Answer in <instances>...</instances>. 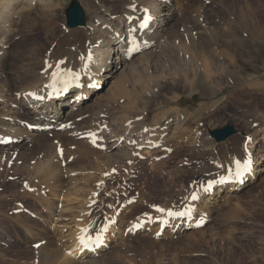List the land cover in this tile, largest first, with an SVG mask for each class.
<instances>
[{
	"label": "rangeland",
	"instance_id": "374dc122",
	"mask_svg": "<svg viewBox=\"0 0 264 264\" xmlns=\"http://www.w3.org/2000/svg\"><path fill=\"white\" fill-rule=\"evenodd\" d=\"M44 1L48 5L36 3L10 18V69L20 78L35 72L30 82L59 63L67 48L85 55L92 41L102 44L119 27L118 0ZM74 1L86 23H96L98 15L110 26L98 23L86 36L87 24L69 28L66 12ZM162 1L174 13L164 26L165 41L152 39L145 54L128 59L117 72L122 90L106 91L109 81L100 90L116 98L118 109L109 115L120 116L121 133L129 122L148 124L158 146L140 149L129 162L106 163L105 150L76 162L72 133L79 130L76 143L86 141L91 122L57 137V130L23 126L20 142L0 144V264H264V0ZM227 75L237 83L229 84ZM6 90L0 88V98L11 97ZM95 95L84 98L83 109ZM178 117L181 128H167ZM226 126L236 133L216 142L211 131ZM236 159L252 164L233 190L236 180L218 181L235 169ZM213 180V191L192 202L196 227L156 211L183 210L192 192ZM104 223L103 246L74 251L80 229L96 234Z\"/></svg>",
	"mask_w": 264,
	"mask_h": 264
},
{
	"label": "bare ground",
	"instance_id": "6f19581e",
	"mask_svg": "<svg viewBox=\"0 0 264 264\" xmlns=\"http://www.w3.org/2000/svg\"><path fill=\"white\" fill-rule=\"evenodd\" d=\"M118 2L122 3L116 15L119 27H112L111 31L108 34L106 33L107 39H105L102 44L97 41H92L93 47L90 49L88 48L89 51L85 50V55L76 54L77 49H75V47L72 48L73 46L67 48L62 58L65 63L59 66L71 69L79 75L77 78L73 79L66 88L62 83H57L54 89L51 87L53 83L51 73L56 70V66L59 64L58 62L50 63L54 67L51 69L48 67V70L46 69L47 72L45 71L46 73L43 72L38 78L31 82L27 80L29 77L33 76L35 72L23 78L13 76L10 69L11 61L8 62L9 54L11 53L9 48L11 49L12 46V42L8 44V42L12 40V30L9 27V24H11V16L23 11H27L28 13L34 10L36 3L46 6L49 2L46 3V1L43 2V0H0V88L8 89L6 91L8 93L10 92L9 94L11 95V97L6 99L0 98V105H3L0 107V141H10L11 143L9 146H13L14 143L20 142L23 126L36 127L37 131L41 132H43V129L45 130L47 128L50 130H57L59 132L55 135V137H57L62 136L63 132L67 129L91 122L96 126L93 127L92 125L90 132H96L97 135L102 138L99 140L102 147L94 146L87 136L84 137L86 141L79 144L76 143V136H80L78 135L79 130L73 131L71 139L74 138L72 146L76 148V155L72 160L76 162L80 160V156L90 155L91 157L102 150L110 152L107 153L108 155L103 156L106 163H113L115 160L129 162L133 155L138 153L140 149L146 148L151 150L158 146L159 140L153 137L155 133L150 131L148 124L139 122L129 123L130 125L125 124V126H129V128L127 131L125 130L126 133H121L122 127H119V125L121 126L122 122L119 124L120 120L118 118L120 116H117L114 110V115H109V112L112 111L113 108L115 109L114 102L116 98L111 96L108 97L107 93H102L100 90L103 83L106 81L110 82L106 91L115 90L117 88L122 90L123 85L121 83L120 74L126 66H128V59L133 58L138 52L143 53L150 46L152 39L154 42L161 40L165 41V37L167 38L168 33H166V31L164 32V30H167L164 26L168 24V21L173 17L174 13L172 9H170L168 3H164L166 1L162 0H118ZM131 5H135V9H133ZM145 9L148 11L145 12ZM149 16L151 17L149 26L147 28H140L139 24L141 23V19ZM94 18L96 23H86L85 21L84 26H81L85 27L87 24L84 29L85 36L89 34L90 30L96 28L98 23L101 27L108 28V26H110L106 18L98 15L94 16ZM123 28L125 29L123 30ZM132 29H136V31L133 32L131 31ZM134 38L136 41L135 45L133 44ZM4 42H6L7 45L4 44ZM133 49L135 53L132 57L128 58V55ZM89 54H91L92 57L91 61L88 60ZM101 54L104 55V60L98 62L95 57H99ZM81 57H84V59L82 60ZM119 70H121L120 74H117ZM209 78L208 80L206 78V80L210 81ZM226 81L229 84L234 83V85L237 83L233 75H227ZM154 83L156 84V89L160 87L159 80ZM253 85L256 87L255 84ZM205 88L210 91L209 87ZM214 88L216 87H213V89ZM235 88H238V86ZM258 88L256 87V89ZM56 89L59 91H56ZM220 90L223 91L224 87H219L218 91ZM258 91L260 90L258 89ZM73 92H75L74 96L69 97ZM123 92H125V90ZM94 93L97 95H95L93 104L83 109V102L86 100L84 98H88V96ZM39 97H43V99H39ZM15 104L18 106L17 111L14 109ZM66 107H69L67 115L63 116V109ZM95 109H98L96 113L94 112ZM116 109H118V107ZM121 120L123 121V118ZM173 120L175 119L172 117L169 118L170 122H173ZM175 122L176 124L174 123V125L168 123L167 128L174 126V131H176L178 128H181L184 120L178 117ZM102 124L103 126L107 125L108 128L104 130ZM67 125H71V127H66ZM103 130L105 134H102ZM49 140V138L46 140V145ZM49 166L52 168L53 164L49 163ZM246 177H248L247 174ZM246 177L245 179H247ZM242 181H244V177ZM239 183H241V181H232L231 188H233V190L240 189ZM244 186H246V184H244ZM202 188L203 187L197 190L198 195L201 194V192L205 195ZM192 202L193 201L190 200L191 204H187L186 206L192 205ZM173 219V221H175V218ZM196 220L198 221L197 218L193 220L191 217H180L177 221H179L181 225H187V227H196ZM193 221L195 222L194 226L192 225ZM182 222L185 223L183 224ZM168 223L170 224L171 222ZM89 224L91 226L90 222ZM163 224L164 223H161L157 229L160 230ZM105 226V223L102 224L101 229L105 228ZM110 228V230H112V226ZM103 245L104 244H102V246ZM80 249L81 246L77 238L74 243V251Z\"/></svg>",
	"mask_w": 264,
	"mask_h": 264
},
{
	"label": "snow or ice",
	"instance_id": "6c2138e0",
	"mask_svg": "<svg viewBox=\"0 0 264 264\" xmlns=\"http://www.w3.org/2000/svg\"><path fill=\"white\" fill-rule=\"evenodd\" d=\"M131 6L133 7V9H135V5H131ZM147 11L148 10L145 9V12H147ZM150 19H151L150 16L142 18L141 23L139 24V27L140 28H147L149 26ZM131 31L134 32V31H136V29H132ZM135 43H136V41L134 38L133 44L135 45ZM81 59L83 60L84 57H81ZM91 59H92L91 54H89L88 60L91 61ZM64 63L65 62L63 60L59 61V64L56 66V70L51 73V78L53 81L51 87H53L54 89L56 88L57 83H62L64 85V87L66 88L68 86V84L73 79L77 78L79 75L78 73L73 72L71 69L62 68L59 66V65H63ZM48 67H49V69H51L54 66L49 64ZM56 91H59V90L56 89ZM30 95H34V94H30ZM39 99H43V97H39ZM129 123H131V122H129ZM66 127H71V125H67ZM104 127L107 128V125H104ZM86 135H87V138L90 139L91 143L94 146L102 147V145L99 143V140L102 138L99 137L96 132H88ZM58 153H59V156L61 158H63V148L58 147ZM234 164H235V169L233 170L232 168H229L228 169V175L227 176H221L219 181H218L219 183L223 184V183H225L229 180H233V179L242 182V179L245 176V174L251 170L252 161L249 159V160H246L242 163L241 160L236 159L234 161ZM107 174L108 173H105V175H107ZM216 183H217V181H215V180L210 181L207 184V186L203 188V191L207 192V191L211 190L213 185ZM199 198L200 197H199L198 193L196 191H193L191 196H190V200L196 201ZM155 207H156V211L158 213L165 214L167 217H170V218H180V217L190 218L195 211L194 207L191 205L184 207L183 210H173L171 208L165 209V208L159 207V206H155ZM148 218L152 219V217H148ZM162 222L167 223L168 221L165 219ZM139 226H140L139 224L134 225V227H139ZM106 231H107V229L103 228L99 232H97L95 235H91L90 229L88 227L80 229V235L78 237V240H79V245L81 246V249L82 250L95 251L97 247H99L100 245L103 244V233ZM129 231H131V229ZM34 247L39 249L41 247V244L37 243L36 245H34ZM69 254L71 255L72 253H69Z\"/></svg>",
	"mask_w": 264,
	"mask_h": 264
},
{
	"label": "water",
	"instance_id": "95a60500",
	"mask_svg": "<svg viewBox=\"0 0 264 264\" xmlns=\"http://www.w3.org/2000/svg\"><path fill=\"white\" fill-rule=\"evenodd\" d=\"M67 23L70 28H77L84 26L85 24V14L81 5L74 1L70 8L66 12ZM236 133L232 126H226L220 130L211 131V136L215 138L216 142L220 143Z\"/></svg>",
	"mask_w": 264,
	"mask_h": 264
}]
</instances>
